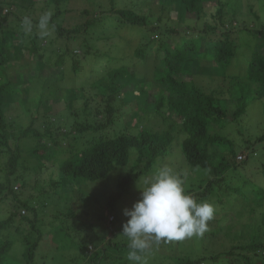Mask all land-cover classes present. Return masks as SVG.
Masks as SVG:
<instances>
[{
  "label": "trees",
  "instance_id": "1",
  "mask_svg": "<svg viewBox=\"0 0 264 264\" xmlns=\"http://www.w3.org/2000/svg\"><path fill=\"white\" fill-rule=\"evenodd\" d=\"M250 1L0 0V264H129L115 233L128 217L112 211L177 156L192 170L173 171L214 218L203 235L153 243L142 257L264 264V20ZM87 58H103L102 74L70 82ZM231 122L236 139L224 133ZM113 172L105 206L78 210L101 198L83 183ZM104 211L110 225L95 237L88 220L105 222Z\"/></svg>",
  "mask_w": 264,
  "mask_h": 264
},
{
  "label": "clouds",
  "instance_id": "2",
  "mask_svg": "<svg viewBox=\"0 0 264 264\" xmlns=\"http://www.w3.org/2000/svg\"><path fill=\"white\" fill-rule=\"evenodd\" d=\"M24 25L30 30L27 18ZM40 27H45L44 21ZM143 185L138 187L141 198L131 208L123 209L128 219L121 235L128 240V259L134 264H144L141 254L153 243L203 235L215 214L211 203L197 201L186 192L184 181L169 166L159 168L152 177L144 179Z\"/></svg>",
  "mask_w": 264,
  "mask_h": 264
},
{
  "label": "rangeland",
  "instance_id": "3",
  "mask_svg": "<svg viewBox=\"0 0 264 264\" xmlns=\"http://www.w3.org/2000/svg\"><path fill=\"white\" fill-rule=\"evenodd\" d=\"M92 1V0H91ZM248 1V0H247ZM250 3L253 5V9L257 12V14L261 15L262 20H264V0H252L250 1ZM238 19L240 20H246V23L251 26V27H255L256 25H258V21L255 19V18H252L248 15H244V16H239ZM238 24V22H237ZM236 24V25H237ZM235 25V26H236ZM235 30L238 29V26L234 27ZM102 65H104V60L103 58H100V59H95V58H87L84 63L82 64V68H81V72L79 73L78 76H74L72 74H69L67 76V79L72 82V83H75V84H85L87 82H90L89 79H86L87 77H89V75H101L102 74ZM230 71L232 72H239L236 68H231ZM92 73V74H91ZM69 77V78H68ZM86 80V81H85ZM87 89H89L90 87H86ZM93 89V88H92ZM90 90V89H89ZM94 90V89H93ZM62 94V93H61ZM56 107H62L63 103L62 102H56ZM256 107L258 108L259 107V104L258 102L256 103ZM9 107L10 109L13 108V105L10 104L9 106H5L4 108H7ZM228 112L232 113L233 110H234V105L232 103H229L228 104ZM257 108L255 110H257ZM251 118L253 119V117L251 116ZM129 118L128 117H124V120H128ZM253 120L251 119H244L243 121V124H245L247 127H251V125L253 124L252 122ZM129 122V121H128ZM127 122V124H128ZM24 125L28 124V119L27 118H23V122ZM129 124H131L129 122ZM240 126L239 125H236L234 122H231V124H229L228 127H226L224 133L229 136V137H234L235 139L238 137V130H239ZM31 144H29L30 146ZM22 148H25L22 146ZM178 149H180V147L178 146ZM176 149L174 148V153H175ZM173 153V154H174ZM239 154H241L244 158V156H246V149L245 147L241 146L239 148ZM22 155H26V153L24 151H22ZM32 158V157H31ZM179 156H177V159H174L172 161V163L176 164V166L174 165H169V164H166L164 162H162L161 158L160 159H157L156 160V163H159V162H162V167L163 166H169L171 167L173 170H180V169H185V170H192V167L191 166H188L184 163L183 159L179 160ZM46 161V160H45ZM44 161V165L46 166L47 163ZM36 162V160H35ZM178 168V169H177ZM56 166L54 167H50V168H47L43 171V173L41 175H39L40 177H42L44 179V182L46 183L48 178H49V171H57L56 170ZM251 169H256V167H253ZM157 171V169H156ZM56 174V172H55ZM155 174V173H154ZM114 172L110 174L109 178L107 180H98V181H94V182H88L86 181V184L83 183L82 185V188L85 189L83 192L84 194L87 193V195H90V192L95 194V195H100L101 198L99 197L98 199L95 198L94 199H91V198H88L89 201L86 200L87 204H83V202H79L77 206L78 210H86L87 212L91 213V212H95V211H99L101 210V205H103V207L105 206V203L107 201V194L110 193V192H113L115 191V180H114ZM151 175L150 174H147V175H144L142 177L139 178L138 181H136L132 186H131V190L129 193H126L122 199L120 200L119 204L116 206V208L112 211L117 217L118 219H123L125 218L126 216L123 215V209L125 208H131L132 205L137 201L139 200L141 197H140V191L138 189V187H143V181L144 179L146 178H150ZM60 178L64 179V176H60ZM62 181H60V185H61ZM138 185V186H137ZM14 188L15 189H19L17 187V185L15 184L14 185ZM184 188H186V186L184 185ZM31 190L30 189H24L23 190V193H22V196L23 197H27L28 196V193L29 194H32V192H30ZM86 192V193H85ZM66 195L69 194V190H66L65 193ZM104 195H105V198H104ZM101 204V205H100ZM76 207V205H75ZM76 208V209H77ZM7 207L6 205L2 204L0 206V217H4L7 213ZM113 213H110V212H106L104 211V214L106 216V220H104L105 222H100L99 224H97L94 220H92V218H89L90 220H88L89 225H93V228L91 230V232H89V234L93 235V236H99L100 232L102 229L106 228V227H109V221L111 220V215ZM49 216V215H48ZM48 218H46L47 220ZM49 220H50V216H49ZM48 220V222H49ZM96 223V224H95ZM115 233H117V235L119 236V238L122 236V231H116ZM50 237H51V234H50ZM94 237V238H95ZM123 238L125 240H127L126 237L123 236ZM106 239H108V236L106 237ZM49 242V241H48ZM105 243V240H102L101 242H99V246H102V244ZM39 248H40V245H39ZM94 247H90L89 246V249H88V254H90L91 252L94 251ZM63 252V251H62ZM65 252V250H64ZM143 260H144V264H157L155 259H153L152 256H143L142 257ZM131 264H133L134 262L133 261H130ZM129 263V264H130ZM46 264H54L52 261L51 262H47Z\"/></svg>",
  "mask_w": 264,
  "mask_h": 264
}]
</instances>
